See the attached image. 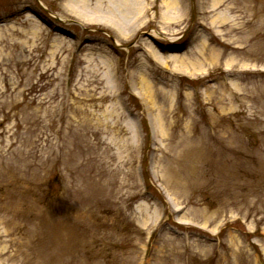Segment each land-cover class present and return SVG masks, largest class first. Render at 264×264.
<instances>
[{"label":"rangeland","instance_id":"rangeland-1","mask_svg":"<svg viewBox=\"0 0 264 264\" xmlns=\"http://www.w3.org/2000/svg\"><path fill=\"white\" fill-rule=\"evenodd\" d=\"M164 1L0 0V264H264V0Z\"/></svg>","mask_w":264,"mask_h":264},{"label":"bare ground","instance_id":"bare-ground-1","mask_svg":"<svg viewBox=\"0 0 264 264\" xmlns=\"http://www.w3.org/2000/svg\"><path fill=\"white\" fill-rule=\"evenodd\" d=\"M78 0H67L66 6L73 7L72 10L75 11L77 15H80L84 19L88 21H99L103 22L107 25H110L112 27H115L116 30L119 32V34L122 37L129 38L131 33L135 34V32L139 31L143 26L148 25V23L154 19V15L151 14V10L154 7V4H152L151 0H124L125 6L123 8H119L118 2H116L117 5H110L108 8L109 13H96L94 16L90 17L88 15V11L86 10V4L80 3V4H73L76 3ZM166 5V10L164 11L162 18L166 22L167 28H173L172 21H178L182 18V6H183V0H165L164 1ZM216 3H213L212 5L209 4L205 5L201 8L200 11V17L198 18L197 25L202 26L205 29L211 30L213 29L212 26H209V23L207 22L210 15L219 9V5H216ZM122 10V11H121ZM119 12V13H118ZM129 15H133V22L129 23L127 18ZM63 44L61 43V46ZM60 46V45H59ZM149 54L154 55L158 60L160 59V56L157 52H155L153 49L152 51H148ZM184 65L190 66V65H196L195 61H189V60H182ZM142 66H139V69L136 73V83L137 85H140L142 87V90L146 93V96L152 97L154 95L155 85L150 81L148 75H146L145 71L141 68ZM228 136L229 140H232L233 142V136L229 134ZM231 147V143H229ZM233 148V145H232ZM235 159H239L238 156H234ZM239 163L244 162V158L239 159Z\"/></svg>","mask_w":264,"mask_h":264}]
</instances>
